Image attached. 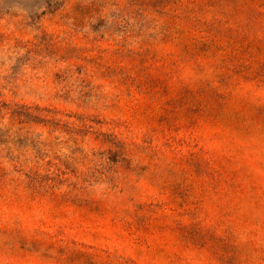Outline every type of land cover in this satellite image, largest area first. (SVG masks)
<instances>
[{
	"label": "rangeland",
	"instance_id": "obj_1",
	"mask_svg": "<svg viewBox=\"0 0 264 264\" xmlns=\"http://www.w3.org/2000/svg\"><path fill=\"white\" fill-rule=\"evenodd\" d=\"M0 264H264V0H0Z\"/></svg>",
	"mask_w": 264,
	"mask_h": 264
}]
</instances>
